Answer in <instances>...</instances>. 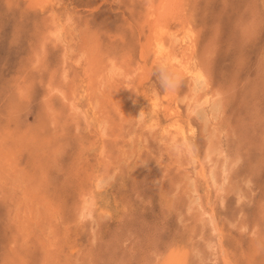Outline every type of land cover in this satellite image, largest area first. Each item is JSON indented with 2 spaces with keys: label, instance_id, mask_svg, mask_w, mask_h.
<instances>
[{
  "label": "rangeland",
  "instance_id": "rangeland-1",
  "mask_svg": "<svg viewBox=\"0 0 264 264\" xmlns=\"http://www.w3.org/2000/svg\"><path fill=\"white\" fill-rule=\"evenodd\" d=\"M13 1L12 0H0V90H1L0 91V105H1L0 111L2 110L0 112V124H1L0 125V133H2L3 135L5 134L4 135L5 141H6V139L15 141L17 139V136H18V139H17L18 144L16 142L17 145H13L12 143L11 144L6 143L4 145L5 146L4 147L5 150H3L4 153L5 154L11 153L12 156H11V158L9 157L10 161L6 160L7 163L6 164L2 163L1 164L2 167H0V170L3 171V169H6L8 174H9L7 176V175H3V173L0 172V174H1L0 177H2V179H0V181H1V185H3V186H0V188L2 187L4 189V190L2 188L0 189L2 191V192L0 191V264H11V263H14V264H32V263L33 264H42L43 258H42L41 254H43V252H42L43 247H41L39 245H41L42 241L45 238L46 232H45V229L43 227L45 224H47L46 220L48 219L47 214H45L47 209L44 210L45 209L44 205L48 206V205H50V202H51V204H53L54 201H55L54 203H56L58 205L59 210L64 215V218L59 220L60 224H58L57 226H59V225L61 226V227H59L60 228L59 234L61 235L60 236L61 241L65 240L63 243V248H64L65 253H67V254H72L71 246H72L73 242L75 243V241H76V244L79 247L83 248L84 250L89 248L91 245L92 246L95 245L94 246V248L96 249L95 253L98 257H100V259L98 258L99 260L98 259L95 260L94 264H108V263L109 264L110 263L111 264H115V263L116 264H155V261L157 259L156 260L154 259L156 257L155 254H153L154 249H157L158 257H159V259H162L166 256V253L167 254L169 253L170 248L172 247V245L174 244L175 241H178L181 239L184 241L187 240L188 239L187 235L189 234V232L194 231V233H192L193 237H194V241H193L192 245L194 247H192V245L190 247V242H189L188 246L190 247L189 248L190 252L193 251L196 256L192 257V255H191L192 258L189 259L188 264H196V262H198V264H203V262H200V260H199L200 250H203L205 252V253L203 252L204 256L208 257L209 249L205 248V246H204V243L206 242V238H203L199 235L202 232V223L201 222L198 223L197 221H195L197 217H196V215H193L194 213H192V211L188 212L189 192H187V191H189V190L187 189L188 185L186 183V179L183 180L184 176L175 174V172H177V169H175L176 167H175L174 163L171 164L172 161L168 158V154L166 151H164V153L162 154L163 160H160V162L164 161V164H159L157 162L156 157L161 155V152H162L161 147L162 146H161V143L159 141V137L158 136L153 137V133H155V132H153L152 134L151 133L149 134L148 132H150V131L148 130V128H146V127L144 128L142 123H138V120L135 119L134 115H132V114H131L132 116L128 117L126 119V121L124 122L123 125H124L125 129L122 127V131H126V133H127V131H130L131 133H134L133 130H135V134H140V135H137V138L140 137L141 139L146 140L144 146H143L144 142H141L143 147H141L142 150L140 151V153L138 152V154L140 155V157L138 159L136 157H138L139 155L137 156L136 154H134L135 150L134 149L131 150L129 147H126V150L128 152L126 151V153L123 154V152L121 150L122 144L127 143V142H123L121 139V138H123L124 133L120 132V135H122V136H119V137L117 136L118 132L120 131V129H118L119 125L116 124L114 126V136L113 137L108 136V140H107V144H106V146H107L106 149H108L107 152H109V155L111 157L110 161L113 162L110 170H108V171L111 172L110 174H113L115 168L117 167L118 169H120L121 172L116 174L114 177L110 178L108 180V182L104 184V187L102 188L103 190L102 191L100 190V193H99L101 198H102L101 199L102 201H100V203H99V207L103 208L106 205L105 209L107 210L108 214H106L107 216L103 218L105 221L103 219L98 221L99 223H97V226H95L96 225L95 221L91 222V223L89 221H87V222L84 221L83 223H77L78 224V226H77L75 223L76 220H74V218H76L75 213H74V206L78 202L79 194L81 193L80 192L81 188L88 182L90 172H91V170L96 169L95 166L97 165V161H98L97 159H99V157H97L98 156L97 148L94 144L95 141L97 143V139H98L96 136L97 134H96V132H94L95 129L93 126H90V127L85 126L86 128L80 127L84 124L78 123L72 117H71V119L67 118V117L70 118V116H68L69 114H67V115L65 114L68 111H67V109L65 111L63 110L66 108V106L64 103H62L63 101L61 100L59 95H57L58 93L53 94V96L51 98V103L52 104L54 103L55 106L57 105V107H55L53 105L56 108L55 110L60 109V112L55 111V113L59 114V116H61L62 119L65 118L67 120V122H66L67 124L65 125L64 128L66 129V128L70 127V128H68L69 133L66 132L67 130L65 131V129L60 125L57 126L56 131L52 130L51 127H49V125H48L49 120H47L48 119L47 118V115H48L47 110L45 111L43 109L44 108L43 105H45L43 103V98H44L43 94H44L45 90L47 89V83H48L49 77H50L49 75H54L55 80H58L60 78L59 75L61 74V72L63 70L60 67H62V65L64 64L62 62L63 61L62 54L60 55V53H62L61 46L57 44L58 45L57 47H53V44H55L54 41L50 40L48 42L49 43V49L47 50V53H46L47 55L45 54V52L43 50L39 49V43L38 42L43 37V33H45L47 31V27L45 25V22H47L46 20L49 17V14L51 13V11L53 10V13H57L63 20H65L66 18L72 17V18H69V19H71L72 28H74V26L75 27L77 26V27L82 28L84 30V31H82L83 34L87 33V35L90 37V38L88 37L89 41L87 42V44H88L87 47H88L89 51H90V46L97 45L99 47V51L101 50L100 53H102V51H103V54H102V56L104 57L103 61L107 59L106 58L107 54L110 55V53L112 54L113 52L115 53V55H117L118 53L122 54L130 46L131 47L130 48L131 49L130 55L131 56L133 55L132 56V58H133L132 62H133V60H134V62L135 61L137 62V60L139 59L138 58V55H139L138 54L139 53L138 47L140 46L141 42H142V44L145 43V33L142 35L138 34V33H140V30L142 29L139 26L140 25V19H142V17L138 15L140 9L143 7L142 6V0H140V1L139 0H115V1L114 0H70V1L52 0L51 4L47 3L39 9H32V8L28 7L29 3L31 2L30 0H28V1L27 0H18L19 2L18 1L16 2V0H13ZM22 1H24L25 3ZM222 2L224 4H222ZM14 3H16V4L14 5ZM191 3H193L192 4L193 8L191 10H192V13L194 15L193 19H194L195 31L197 32L196 39H197L198 52L201 56H202V53L206 52L207 50H209L208 53L211 52L209 54V56H211L212 61L210 60L209 62H211L212 69H213L212 70L213 71V73H212V85L214 86L216 84V86H214V87L215 88L218 87L222 91V94H224V96L226 98V106H225V108H226L225 111L227 113L226 117L227 118L229 117L228 118L229 124L226 122H224V124L222 123L223 124L222 127H224V130H223L224 133L223 134H225V135L222 134L223 136H222L221 140H222V143L225 144L224 147L227 149V152L230 155L229 158L232 162L231 168L232 167L233 168L230 171L232 183H231V185H229V189H227V191H226V198H225L226 200H225L224 205L221 203V201H217L218 203L216 202V204H215V209L217 211V215H219L218 217L220 219V223H221V226H222L223 231H224V243L226 245L230 246L231 251H234L233 257L237 261V264H247V263L248 264H264V247H263L264 246V242H263L264 241V237H263V234H264V211L259 212V211L264 210V153H263L264 152V142H262V139L264 140V134H263L264 133V82H263L264 81V50H263L264 49V0H191ZM140 4H141V6H140ZM13 5H14V7H13ZM17 7H19V8H17ZM136 7H138V8H136ZM21 8H22V10H21ZM252 8H254V9H252ZM49 10H50V12H49ZM17 12L19 13V15H17L18 14ZM83 13H85V14H83ZM204 13H206V14H204ZM42 15H44V16H42ZM121 15H122V18H121ZM81 17H83V18H81ZM108 18L110 19V21ZM78 19H79V23L77 21ZM131 19H132V21H131ZM251 19H253V20H251ZM135 20L136 21L138 20V21L136 22ZM43 21H45V22H43ZM121 21H123V22L125 21V23H126V24L123 23L124 28L121 26L122 25ZM84 22H86V23L84 24ZM82 25H83V27H82ZM98 25H99V27H98ZM101 25L103 27H105L106 29L102 28ZM15 26H16V28H15ZM125 26H126V28H125ZM129 26H131V28ZM92 27H94V28H92ZM111 27H112V29H111ZM95 28H97V29H95ZM19 29L21 32L18 31ZM99 29H100V31L98 34ZM110 29H111V31H110ZM125 29H127L131 33L130 34L131 35L130 36V38H131L130 42L131 43L128 41L129 40V33L127 32V30L125 31ZM101 31L106 32L105 34H103L104 35L103 37L101 35L104 32H101ZM121 32H123V33H121ZM119 34L121 35V37L119 36ZM105 35H107L109 37H107V36L105 37ZM111 35H113V36L111 37ZM124 35H125V37H124ZM32 36H33V38H32ZM68 36L71 37L70 34ZM37 37H38V39H37ZM122 37H124V38H122ZM91 39L93 40V43H91L92 42ZM121 39L125 40V43L121 42L122 41ZM103 40H104V42H103ZM78 42H79V44L81 43V41H79V40H78ZM128 42H129V45H128ZM73 43L75 45L77 44V42H73ZM105 45H107V46H105ZM113 46H114V48L115 47L117 48L118 53H116L117 51H115L116 48L115 49L112 48ZM33 49H37L38 51L33 50ZM31 50H33V51H31ZM35 52L40 53V55H41L40 56V62L41 63L39 62L36 64H32L33 63L32 58L33 57L35 58V56H36ZM29 53H30V55H29ZM30 56H32V57L30 58ZM48 57H49V59H48ZM72 60L69 59L68 62L66 63L67 68H69V70H70V73L71 72L74 73L76 70V67L74 66V62ZM50 63H51L52 68L50 66H49V68L52 71H50L48 69V65H50ZM135 63H133V64H135ZM45 64L46 65L48 64V65L46 66ZM148 64H150V62ZM39 68H40V70H39ZM157 68H159V66H155L153 68L151 75L143 83L144 85L139 86L137 88V90H133L134 94L132 93V91H128V95H127L128 99L124 104L125 105L124 108H127V107L129 108L130 106H132V103L135 100L139 104L148 103V100L150 97V92L153 88H156L158 90V92L161 94L165 91L166 88L162 87V85H161L159 73L156 71ZM42 70H43V72H42ZM55 73H56V76H55ZM261 74L263 76H261ZM17 77H18V79H17ZM151 79H153V80H151ZM261 79H263V81ZM18 80L21 81L23 89H24L23 91L21 90V95L18 94L19 93L18 89H17V87H18L17 85H19L17 83ZM186 82H187V78H185V79L182 78L179 85H177V86L174 85V92L178 95L179 98H183L184 94L188 91V89H187L188 88V82L187 83ZM28 84H30V85H28ZM261 84H262V86H261ZM44 85H45V87H44ZM16 91L18 93H16ZM5 95H6L7 99H6V97H4ZM133 95L134 96L137 95L136 98ZM147 96H148V98H147ZM39 97L41 98V100H39ZM57 97H58V100H60L61 104L57 100ZM130 97H132V98H130ZM35 98H37V99L33 100ZM131 99H133V100H131ZM17 100H19V101H17ZM37 101H38L39 105L37 104ZM39 101H40L41 105H40ZM15 103H16V105H15ZM128 103L130 105H128ZM24 104H26V105H24ZM58 104H59V107H58ZM19 105H20V107H19ZM181 106H182V110L184 111L185 110L184 105L181 104ZM37 107H38V109H37ZM57 108H59V109H57ZM245 108H246V110H245ZM5 109L7 110V112L4 111ZM23 109H25L24 110L25 113H22ZM252 110L254 111L255 114L253 113ZM42 111H45L43 113L47 114L46 117L44 116L45 120L41 118L43 115ZM109 111H110V114L112 115L113 110L111 107H110ZM13 112H15L14 115H12ZM63 112H65V113H63ZM256 112H258V114ZM40 113H42V114H40ZM236 113H238V114H236ZM19 114H21V115L18 116ZM35 115H37L39 117L36 118L37 116L35 117ZM64 115H65V117H64ZM113 118L116 119L115 122L117 123V121L119 120V117L115 118V116L113 114ZM130 119H132V121ZM160 120L162 121L163 117H160ZM2 121H3V123H2ZM5 121H6V123H5ZM70 122H72L73 124H71ZM199 122H201V121L200 120L196 121L197 131L194 134V136L192 137V143H193L194 148L201 152V151H203L202 149H204L203 147H204V144L206 141V131L202 129V125ZM244 122H246V123H244ZM25 123L28 125H26ZM30 124H32V125L30 126ZM33 124H34V126H33ZM76 124H78V125H76ZM243 124H245L246 126H242ZM247 124H248V126H247ZM4 125H7V126L9 125V126L7 129H5ZM40 125L43 126V127L41 126V129H40ZM70 125H72V126H70ZM12 126H14V127H12ZM46 126L48 128H46ZM66 126H68V127H66ZM73 126H75V127H73ZM71 127L73 129H71ZM136 127H137V129H136ZM228 127L230 129H228ZM241 127H242V129H241ZM22 128H24V129H22ZM142 128H144V129H142ZM245 128H247V129H245ZM259 128H260V130H258ZM36 129H38V130H36ZM39 129L42 131H40ZM45 129H48L47 130L48 133H45V132H47ZM50 130H51V133H50ZM75 130H77V133L75 132ZM89 130L90 131L93 130V131L90 132ZM115 130H117V131H115ZM141 130H143V131H141ZM232 130L233 131L235 130V131L233 132ZM248 130H249V132H248ZM255 130H258V131H256L257 133L255 132ZM57 131H58V133H55ZM70 131L73 135L70 134ZM243 131L244 132L246 131V133H249V134H246ZM24 132L26 135H24ZM27 132H31L30 134L32 136ZM253 132L256 135L253 134ZM18 133H19V135H18ZM35 133L37 135H35ZM42 133L46 137L43 136ZM82 133H83V135L81 136L80 134H82ZM240 133H242V134H240ZM2 134L0 135V139L2 136L3 141H4V136ZM40 134H42V135H40ZM55 134H56V136H55ZM69 134L72 136V138ZM145 134H147V135L145 136ZM259 134H260V136H259ZM39 135H40V137H43V139L40 138ZM261 135H263L262 136L263 138L261 137ZM29 136H31L33 141H32V139H29ZM35 136H36V138L37 137L38 138L36 139ZM51 136L54 139H52ZM85 136H87V137H85ZM245 136L247 138L246 140H245V138L243 139V137H245ZM256 136H257V138H256ZM57 137H58V139H57ZM75 137H77V139H74ZM241 137H242V139H241ZM258 137H261V139ZM248 138H249V141H251V142L247 141ZM19 139H20V141H19ZM251 139H253V140H251ZM254 139H255V141L257 140L258 143H257V141H256V143H254ZM57 140H59V141L57 142ZM73 140H76V141H73ZM85 140H87V141L89 140V142H87ZM111 140H114V141H111ZM79 141H80V143H79ZM90 141H92V143ZM152 141H153V143H152ZM2 142L0 144H2ZM45 142L47 143L48 148H51L52 144L54 147L51 148V150L47 149ZM119 142H121V144ZM157 142H158V144H157ZM252 142H253L254 146H253ZM261 142L263 145L261 144ZM42 143H43V147H46L45 149L42 148ZM65 143H66V145H65ZM81 143L84 144L83 146H85L87 144L88 148L85 149L86 146L82 147V145H80ZM141 143H140V145H141ZM27 144L33 145L34 147L29 146ZM78 144L80 146H78ZM88 144H89V146H88ZM150 144H151V146H150ZM247 144L249 147L247 146ZM260 144L262 145V147H260L261 146ZM245 145L247 147H245ZM39 146L42 149H40ZM118 146H120V148ZM257 146L259 148H257ZM56 147H57V149H56ZM78 147L79 148L81 147L80 148L81 151L79 150ZM22 149H24V150H22ZM59 149H60V151H59ZM258 149H259V151H258ZM86 150H87V152H86ZM119 150H121V151H119ZM93 153H94V155H93ZM30 154H31V156H30ZM45 155H46V157H45ZM92 156H96V157L94 158ZM125 156H126V159H125ZM142 156H144V158ZM115 157L117 159H115ZM92 158H93V161H92ZM0 159H2V157H0ZM74 159H76V160H74ZM27 160H28V162H26ZM83 161H84V163H83ZM89 161L94 163L95 166L94 165L92 166V164L89 163ZM52 162L55 164H53ZM30 163H31V165H30ZM20 164H21V167L18 166ZM84 164H86V166H88V169L86 166L83 167ZM136 164H138V165H136ZM39 166H41V167H39ZM169 166H170V168H169ZM259 166H260V168H258ZM62 167H64L63 170H62ZM83 168H85L86 170ZM97 168H99V165L97 166ZM160 172H162V173H160ZM182 174H183V172H182ZM156 175L160 176V180L162 179L161 180L162 183H159L158 185H155L152 182L153 177ZM75 177H76V179H75ZM79 177H80V179H79ZM14 178H16V179L14 180ZM181 178H182V180H181ZM29 179H30V181H29ZM44 179H45V184H43ZM170 179H173V180L169 181ZM178 179L180 182L178 181ZM5 180H6V182H5ZM16 180L18 181L17 182L18 186L14 187L13 181H16ZM46 181L48 182V185H46L47 184ZM9 183H10V185H9ZM11 183H12V185H11ZM39 183H41V184L39 185ZM71 183H73L72 186H71ZM88 184H89V182H88ZM44 185H45V187H44ZM47 186H49V187H47ZM171 186H173V187H171ZM21 188H22V191H21ZM46 188H47V190H46ZM171 188H172V190H171ZM9 189H11V190H9ZM58 189H60L61 192H58ZM249 189H250V191H249ZM64 190L66 191V193ZM42 191H44V192H42ZM72 191L74 194L72 193ZM33 192H35V195H33L34 194ZM167 192H168V194H167ZM2 193L4 194V196H2L3 195ZM46 193L49 194L48 195L49 199L46 196L47 195ZM50 193H52V194H50ZM60 193H61V195H60ZM17 194H19V196ZM43 194H45V195L43 196ZM70 194H73V195H70ZM165 194H166V198H168L169 201H166L164 199L163 195L165 196ZM25 195L27 196L26 198H25ZM45 197H47V198H45ZM182 197H183V199H182ZM27 198H28V204H31V203H32V205L38 204L42 207V208L40 207L39 212H41V210H43V211L39 214H37L36 211L32 212L29 215L31 217V218H29L30 221L28 223L30 226L28 227V229H25V227H24L25 224L22 226H19V224L21 223L20 221H18V216H19L20 212H18L19 209L16 205L21 204L23 206V208L21 206V208H22L21 214H24V211H25L24 204L26 202L24 200H26ZM34 199H35V201H34ZM48 200L50 202L47 204ZM75 200H76V202H75ZM244 200H246V202H244ZM18 202H20V203H18ZM167 202H168V204H167ZM66 205H68V206H66ZM64 207L67 208L68 211L65 210ZM62 209H64V210H62ZM130 209L133 212L130 211ZM184 209H185V211H184ZM70 211H72V212H70ZM48 212L51 213L50 211H48ZM256 212H258L257 215H255ZM261 213L263 214V216ZM45 215H46V217H45ZM37 216H39V217H37ZM37 218H40L41 221H38ZM240 219H242V220H240ZM12 220H13L14 224L12 222H10ZM15 220H17L18 223L15 222ZM50 220L52 221V219H50ZM245 221L247 222V224ZM42 222H44V223L41 224ZM5 223H7V224H5ZM8 224H9V228L8 227L6 228L5 226H7ZM66 224H68L69 226L65 227ZM255 224H258V226H255ZM98 225H101V226H98ZM14 226L19 227V228H17V229L13 228ZM92 226L96 227L97 237L99 238V239L97 238L98 240H95L93 243H92V238H93V233H92L93 231L92 230L93 229L91 228ZM104 226H106V227H104ZM182 226H184V227H182ZM189 226L191 228H189ZM20 227H21V230H20ZM253 227L256 229L255 230L256 233H253V231H254ZM62 228H68V238L63 236L64 232H63ZM103 228H104V230H103ZM180 228H181V230H179ZM207 228L209 229V227L205 226L204 235H203L205 237H208L210 235V233H206V231L210 232V230H208ZM180 231H181V233H183V236L181 235ZM10 232H11V234H10ZM205 233L207 235H205ZM257 233L260 235L262 233L261 236L263 238H261L260 235H257ZM253 234L256 236L255 238H254ZM18 236H20V239ZM102 236H104V237H102ZM23 237H25V238H23ZM42 237H43V239H42ZM22 238H23V240H22ZM195 238H197V239H195ZM198 238H199V240H198ZM29 239L31 240V242ZM37 239H38V241H37ZM201 239H204V240H201ZM19 240L22 242H20ZM196 240H198V241L196 242ZM13 241H14V243H13ZM253 241H254V243H253ZM185 242H186V244L188 243V241H185ZM31 244H32V246H31ZM129 244H131V245H129ZM138 244L140 247L138 246ZM166 244H168V245H166ZM11 245H13V246H11ZM196 245L198 246V249L200 248L198 255L195 253V252H197ZM258 245L260 246V249H257L258 250L257 251L255 247H258ZM27 247H29V248H27ZM40 247H41V249H40ZM133 247H135V248H133ZM26 248L28 249V251H26L27 250ZM34 248H36L37 250L40 249L41 252H40V250L36 251ZM239 248H241V249H239ZM95 249L93 251H95ZM252 249H254V250H252ZM205 250L207 251V253ZM5 251L8 254L7 256H6ZM61 251L62 250L60 249V253H62L61 255H63L64 252H61ZM254 251H256L254 253L255 256L253 255V257H251L250 254H253ZM18 252H20V253H18ZM25 253H27V255ZM10 254L16 259H14ZM115 254H118V255H115ZM72 256H74V254H72ZM28 257H30V258H28ZM7 258L8 259L10 258L9 259L10 261ZM251 258H253V259H251ZM109 260H111V261H109ZM206 260L208 262H211L208 259H206ZM26 261H28V262H26ZM112 261H114V262H112ZM247 261H249V262H247ZM86 264H88V262Z\"/></svg>",
  "mask_w": 264,
  "mask_h": 264
},
{
  "label": "bare ground",
  "instance_id": "bare-ground-1",
  "mask_svg": "<svg viewBox=\"0 0 264 264\" xmlns=\"http://www.w3.org/2000/svg\"><path fill=\"white\" fill-rule=\"evenodd\" d=\"M13 1V0H12ZM18 0H16L17 2ZM28 1V0H27ZM31 2L29 3L30 8L32 9H39L45 4H51L52 0H30ZM60 1V0H59ZM70 1V0H67ZM115 1V0H114ZM140 1V0H139ZM9 2V1H8ZM14 2V1H13ZM19 2V1H18ZM24 2V1H22ZM57 2V1H56ZM207 2V1H206ZM25 3V2H24ZM23 3V4H24ZM101 3V2H100ZM221 3V2H220ZM16 3H14L15 5ZM22 4V5H23ZM54 4V3H53ZM57 4V3H56ZM132 4V3H131ZM193 3H191V0H142V8L140 9L138 15L142 17L140 19V35L145 33V43L142 44L140 43L139 48V55H138V60L135 63L134 60L132 62V56L130 55L131 47L129 46L126 51H124L122 54L118 53L117 51V46L115 47L118 53L115 55L113 52L110 55H106V60L103 61L104 57L102 56V53L99 51V47L97 45H92L90 46V51L87 47V42L89 41V36L86 34H83L82 31H84L82 28L75 27L72 28L71 26V19L72 17L66 18L63 20L57 13H53V10L49 14V17L47 18V22H45V25L47 27V31L43 33V37L41 40L38 42L39 43V49L43 50L45 54L47 53V50L49 49V41L52 40L55 42L53 44V47H57L58 45L61 46L62 53V59H63V65L62 72L59 75L60 78L58 80H55L54 75H49V81L47 83V89L44 92V98H43V103L44 110H47V113H43L45 111H42V119L45 120V117L47 115V120L49 127H51L52 130L56 131V128L58 125L62 126L63 128L67 124V120L62 119L59 114H56L55 111L60 112L59 110H55L57 105L55 106L54 103H51V98L54 93H58L59 97L63 101L62 103L65 104L66 108L63 109L64 111L67 109L66 115L69 114L67 117L68 119H75L78 123H83L84 125L80 127H90L93 126L96 132L97 136V143L96 141L94 142L96 148H97V154L99 159H97V165L95 166L94 163L89 161V163L94 165L96 169L91 170L90 175H89V184L88 182L81 188V193L79 194V199L78 202L74 206V213L76 218V225L78 226L77 223H83L84 221H89L96 223L95 226H97L98 221L106 217L108 214L106 208V205L102 208L99 207L100 201H102L101 196H100V190L102 191L104 184L108 182V180L112 177H114L116 174L120 173V169L117 167L114 170L113 174H110L111 172L108 171L111 168L112 161L111 157L109 155V152H107L108 149L106 144L109 137L114 136V126L116 124L119 125L118 129L120 131L118 132V137L122 136L120 135V132L124 133L122 141L127 142L122 144V152L123 154L126 153V147H129L131 150H135L134 154L137 156L139 155L138 152L142 150L141 147L145 145L144 139H141L140 137L137 138V135L140 134H135L131 133L130 131H122V127L124 128V122L128 117H131L134 115V118L138 120V123H142L144 128H148L150 132L149 134L153 133V137H159V141L161 143V148L162 152L161 155H159L157 158V162L159 164H164V161L160 162L162 159V154L164 151L167 152L168 158L172 161L171 164H175V169H177V172H175L176 175H181L184 176L183 180L186 179L187 183V189L189 191V206H188V212L192 211L194 213L193 215H196V220L198 223H202V234L200 233L199 235L203 238H206V242L204 243L205 248L209 249L208 252V257L204 256V251L200 250L199 254V249L198 246L196 245L197 252H195L197 255L199 254V260L200 262H203V264H237V261L234 259V251H231L230 246L226 245L224 243V231L220 223L219 215H217V211L215 209V204L217 201H221V203L224 205L225 203V198H226V191L229 189V185L232 183V178L230 171L232 162L230 160V155L227 152V149L224 147L225 144L222 143V136L225 135L223 134L224 127L222 125L224 122L228 123V118L227 113H226V98L224 94H222V91L217 87L215 88L216 84L213 86L212 85V65L211 62V56H209L208 53L209 50L206 52L202 53V56L199 54L198 49H197V32L195 31V25H194V15L192 13V8H193ZM222 4H224L222 2ZM13 5V7H14ZM233 5V4H232ZM252 5V4H251ZM262 5V4H261ZM19 6V5H18ZM55 6V5H54ZM141 6V4H140ZM16 7V6H15ZM21 7V6H20ZM23 7V6H22ZM47 7V6H46ZM99 7V6H98ZM199 7V6H198ZM253 7V6H252ZM7 8V7H6ZM19 8V7H17ZM97 8V7H96ZM133 8V7H132ZM138 8V7H136ZM26 9V8H25ZM50 9V8H49ZM77 9V8H76ZM98 9V8H97ZM254 9V8H252ZM8 10V9H7ZM16 10V9H15ZM22 10V8H21ZM57 10V9H56ZM75 10V9H74ZM251 10V9H250ZM33 11V10H32ZM58 11V10H57ZM124 11V10H123ZM204 11V10H203ZM253 11V10H252ZM260 11V10H259ZM12 12V11H11ZM16 12V11H15ZM19 12V11H18ZM17 12V13H18ZM25 12V11H24ZM45 12V11H44ZM43 12V13H44ZM50 12V10H49ZM59 12V11H58ZM256 12V11H255ZM16 13V14H17ZM46 13V12H45ZM44 13V14H45ZM48 13V12H47ZM60 13V12H59ZM126 13V12H125ZM33 14V13H32ZM82 14V13H81ZM80 14V15H81ZM85 14V13H83ZM131 14V13H130ZM206 14V13H204ZM11 15V14H10ZM9 15V16H10ZM15 15V14H14ZM19 15V13L17 14ZM61 15V14H60ZM132 15V14H131ZM12 16V15H11ZM44 16V15H42ZM128 16V15H127ZM126 16V17H127ZM129 17V16H128ZM24 18V17H23ZM83 18V17H81ZM122 18V15H121ZM241 18V17H240ZM109 19V18H108ZM128 19V18H127ZM126 19V20H127ZM217 19V18H216ZM221 19V18H220ZM249 19V18H248ZM19 20V19H18ZM31 20V19H30ZM81 20V19H80ZM124 20V19H123ZM134 20V19H133ZM253 20V19H251ZM17 21V20H16ZM15 21V22H16ZM20 21V20H19ZM18 21V22H19ZM79 23V19L77 20ZM110 21V19H109ZM132 21V19H131ZM136 21V20H135ZM138 21V20H137ZM136 21V22H137ZM218 21V20H217ZM258 21V20H257ZM22 22V21H21ZM107 22V21H106ZM112 22V21H111ZM114 22V21H113ZM127 22V21H126ZM249 22V21H248ZM36 23V22H35ZM86 22H84L85 24ZM108 23V22H107ZM122 27L123 23L125 21H121ZM244 23V22H243ZM250 23V22H249ZM101 24V23H100ZM117 24V23H116ZM126 24V23H125ZM124 24V25H125ZM129 24V23H128ZM107 25V24H106ZM109 25V24H108ZM115 25V24H114ZM118 25V24H117ZM116 25V26H117ZM130 25V24H129ZM134 25V24H133ZM244 25V24H243ZM256 26V25H255ZM83 27V25H82ZM99 27V25H98ZM102 28H105L101 25ZM131 28V26H129ZM218 27V26H217ZM16 28V26H15ZM44 28V27H43ZM94 28V27H92ZM126 28V26H125ZM128 28V27H127ZM138 28V27H137ZM241 28V27H240ZM244 28V27H243ZM97 29V28H95ZM106 29V28H105ZM112 29V27H111ZM110 29V31H111ZM122 29V28H121ZM146 29V30H145ZM15 30V29H14ZM118 30V29H117ZM116 30V31H117ZM120 30V29H119ZM127 29H125L126 31ZM130 30V29H129ZM20 31V29L18 30ZM38 31V30H37ZM87 31V30H86ZM85 31V32H86ZM95 31V30H94ZM100 29L98 30L99 34ZM107 31V30H106ZM138 31V30H137ZM142 31V32H141ZM250 31V30H249ZM21 32V31H20ZM97 32V31H96ZM104 32V31H101ZM109 32V31H108ZM129 33V42H130V31L127 30ZM37 33V32H36ZM106 32L102 33V37L104 36ZM116 33V32H115ZM123 33V32H121ZM120 33V34H121ZM127 33V34H128ZM70 34L71 37L68 35ZM82 34V35H81ZM89 34V33H88ZM97 34V33H96ZM119 36L121 37V35ZM133 34V33H132ZM18 35V34H17ZM108 35V34H107ZM105 35V37L107 36ZM40 36V35H39ZM85 36V37H84ZM100 36V37H101ZM113 35H111L112 37ZM89 37V38H88ZM109 37V36H107ZM125 37V35H124ZM122 37V38H124ZM135 37V36H134ZM138 37V36H137ZM33 38V36H32ZM127 38V37H126ZM38 39V37H37ZM106 39V38H105ZM104 39V40H105ZM128 39V38H127ZM137 39V38H136ZM210 39V38H209ZM79 41L81 43L79 44ZM92 40V39H91ZM102 40V39H101ZM100 40V41H101ZM103 40V42H104ZM107 40V39H106ZM122 40V39H121ZM139 40V39H138ZM137 40V41H138ZM212 40V39H211ZM31 41V40H30ZM110 41V40H109ZM134 41V40H133ZM215 41V40H214ZM73 42H77L75 45ZM106 42V41H105ZM114 42V41H113ZM121 42L125 43V40H122ZM128 42V45H129ZM93 43V40L92 42ZM110 43V42H109ZM116 43V42H115ZM131 43V42H130ZM58 44V45H57ZM106 44V43H105ZM108 44V43H107ZM127 44V43H126ZM134 44V43H133ZM33 45V44H32ZM31 45V46H32ZM109 45V44H108ZM111 45V44H110ZM35 46V45H34ZM33 46V47H34ZM107 46V45H105ZM32 47V48H33ZM52 47V48H53ZM36 48V47H35ZM110 48V47H109ZM108 48V49H109ZM114 48V46L112 47ZM111 48V49H112ZM114 48V49H115ZM208 48V47H207ZM54 49V48H53ZM102 49V48H101ZM38 51L37 49H33ZM31 50V51H33ZM107 50V49H106ZM120 50V49H119ZM264 50V49H263ZM105 51V50H104ZM108 52V51H107ZM120 52V51H119ZM36 56L35 58L33 57V63L36 64L40 62V53L35 52ZM44 54V55H45ZM105 54V53H104ZM30 55V53H29ZM47 55V54H46ZM52 56V55H51ZM32 56H30L31 58ZM45 57V56H44ZM151 57V58H150ZM35 59V60H34ZM49 59V57H48ZM72 60L74 62V66L76 67L75 72H71L69 68H67V62L68 60ZM54 60V59H53ZM60 60V59H59ZM150 60V61H149ZM50 61V60H49ZM212 61V60H211ZM48 62V61H47ZM150 62V64H148ZM214 62V61H213ZM41 63V62H40ZM58 63V62H57ZM135 63V64H133ZM214 64V63H213ZM46 65V64H45ZM48 65V64H47ZM46 65V66H47ZM54 65V64H53ZM49 66L52 68L51 63L48 65V69L50 70ZM57 66V65H56ZM55 66V67H56ZM155 66L159 67H165L168 70L169 73V86L165 89V91L161 94L158 92L156 88H151L150 92V97L148 100V103L146 104H139L136 100L133 101L132 106L129 108H124L125 107V102L128 99V91H132L134 94L133 90H137L139 86L144 85L143 83L145 82L146 79L151 75L153 68ZM45 67V66H44ZM58 67V66H57ZM42 68V67H41ZM217 68V67H216ZM55 69V68H54ZM59 69V68H58ZM40 70V68H39ZM46 70V69H45ZM52 71V70H50ZM56 71V70H55ZM43 72V70H42ZM47 72V71H46ZM258 72V71H257ZM52 73V72H51ZM42 74V73H41ZM46 74V73H45ZM26 76V75H25ZM56 76V73H55ZM257 76V75H256ZM261 76H263L261 74ZM260 77V76H259ZM182 78H187L188 82V91L184 94L183 98H179L178 95L174 92V85L177 86L180 84V81ZM18 79V77H17ZM47 79V78H46ZM45 80V79H44ZM153 80V79H151ZM256 80V79H255ZM263 81V79H261ZM30 81V80H29ZM261 81V82H262ZM56 82V83H55ZM186 82V83H187ZM264 82V81H263ZM19 85H17L18 92L16 93L21 95V90L23 91V86L21 81L18 80L17 82ZM16 83V84H17ZM27 83V82H26ZM45 83V82H44ZM43 83V84H44ZM155 83V82H154ZM15 84V85H16ZM31 84V83H30ZM28 84V85H30ZM263 84V83H262ZM261 84V86H262ZM258 85V84H257ZM260 86V85H259ZM27 87V86H26ZM45 87V85H44ZM25 88V87H24ZM257 88V87H256ZM1 91V90H0ZM15 91V90H14ZM184 91V90H183ZM136 92V91H135ZM25 93V92H24ZM28 93V92H27ZM14 95V94H13ZM26 95V94H25ZM36 95V94H35ZM41 95V94H40ZM39 95V96H40ZM130 95V94H129ZM252 95V94H251ZM255 95V94H254ZM260 95V94H259ZM134 96V95H133ZM132 96V97H133ZM137 96V95H136ZM136 96H134L136 98ZM6 97V95L4 96ZM42 97V96H41ZM55 97V96H54ZM53 97V98H54ZM130 97V98H132ZM133 97V98H134ZM3 98V97H2ZM18 98V97H17ZM148 98V96H147ZM255 98V97H254ZM7 99V97H6ZM24 99V98H23ZM28 99V98H27ZM37 98L33 99L36 100ZM56 99V98H55ZM262 99V98H261ZM5 100V99H4ZM39 100L41 98L39 97ZM58 100V97H57ZM133 100V99H131ZM19 101V100H17ZM26 101V100H25ZM60 103V100H58ZM252 101V100H251ZM254 101V100H253ZM14 102V101H13ZM24 102V101H23ZM131 102V101H130ZM147 102V101H146ZM6 103V102H5ZM28 103V102H27ZM26 103V104H27ZM40 103V101H39ZM42 103V104H43ZM58 103V102H57ZM56 103V104H57ZM235 103V102H234ZM254 103V102H253ZM24 104V105H26ZM38 104V101H37ZM61 104V103H60ZM181 104L184 105V111L182 110ZM7 105V104H6ZM10 105V104H9ZM16 105V103H15ZM39 105V104H38ZM41 105V103H40ZM55 107H54V106ZM128 105H130L128 103ZM1 106V105H0ZM127 106V105H126ZM249 106V105H248ZM18 107V106H17ZM20 107V105H19ZM59 107V104H58ZM110 107L113 110V114L115 118L119 117V120L117 123L115 122L116 119L113 118V114H110ZM245 107V106H244ZM259 107V106H258ZM8 108V107H7ZM25 108V107H24ZM29 108V107H28ZM62 108V107H61ZM14 109V108H13ZM19 109V108H18ZM38 109V107H37ZM40 109V108H39ZM242 109V108H241ZM11 110V109H10ZM16 110V109H15ZM25 109H23L22 113L24 112ZM41 110V109H40ZM231 110V109H230ZM246 110V108H245ZM2 111V110H1ZM0 111V112H1ZM4 111L7 112L5 109ZM14 111V110H13ZM22 111V110H21ZM232 111V110H231ZM253 111V110H252ZM20 112V111H19ZM244 112V111H243ZM11 113V112H10ZM21 113V112H20ZM40 113V114H42ZM149 113V114H148ZM250 113V112H249ZM254 113V111H253ZM258 114V112H256ZM7 114V113H6ZM15 112L12 113L14 115ZM132 114V115H131ZM238 114V113H236ZM246 114V113H245ZM255 114V113H254ZM261 114V113H260ZM19 114L18 116H20ZM247 115V114H246ZM24 116V115H23ZM37 115H35L36 117ZM45 116V117H44ZM63 116V115H62ZM232 116V115H231ZM230 116V117H231ZM260 116V115H259ZM262 116V115H261ZM6 117V116H5ZM8 117V116H7ZM12 117V116H11ZM37 116L36 118H38ZM65 117V115H64ZM160 117H163V120H160ZM233 117V116H232ZM240 117V116H239ZM248 117V116H247ZM9 119V118H8ZM14 119V118H13ZM19 119V118H18ZM17 119V120H18ZM21 119V118H20ZM235 119V118H234ZM43 120V121H44ZM79 120V121H78ZM132 121V119H130ZM200 120L202 129L206 131V141L204 144V149L203 151H198L194 148L193 143H192V137L197 131V126H196V121ZM22 121V120H21ZM40 121V120H39ZM38 121V122H39ZM70 121V120H69ZM73 121V120H72ZM130 121V122H131ZM243 121V120H242ZM248 121V120H247ZM250 121V120H249ZM252 121V120H251ZM20 122V121H19ZM230 122V121H229ZM3 123V121H2ZM6 123V121H5ZM41 123V122H40ZM45 123V122H44ZM69 123V122H68ZM73 124L72 122H70ZM76 123V122H75ZM223 123V124H222ZM225 123V124H226ZM246 123V122H244ZM249 123V122H248ZM13 124V123H12ZM26 124V123H25ZM24 124V125H25ZM126 124V123H125ZM229 124V123H228ZM1 125V124H0ZM28 125V124H26ZM32 124H30L31 126ZM47 125V126H48ZM78 125V124H76ZM81 125V124H80ZM200 125V126H201ZM231 125V124H230ZM259 125V124H258ZM9 126V125H8ZM7 125H4V128H8ZM19 126V125H18ZM34 126V124H33ZM40 125V129H41ZM46 126V128H48ZM72 126V125H70ZM140 126V125H139ZM242 126H246L243 124ZM248 126V124H247ZM14 127V126H12ZM11 127V128H12ZM17 127V126H16ZM23 127V126H22ZM29 127V126H28ZM43 127V126H42ZM68 127V126H66ZM75 127V126H73ZM85 127V128H86ZM134 127V126H133ZM235 127V126H234ZM35 128V127H34ZM45 128V127H44ZM59 128V127H58ZM70 128V127H68ZM68 128H64L66 132L69 131ZM142 128V129H144ZM19 129V128H18ZM24 129V128H22ZM39 129V130H40ZM71 129H73L71 127ZM75 129V128H74ZM88 129V128H87ZM125 129V128H124ZM137 129V127H136ZM228 129H230L228 127ZM233 129V128H232ZM242 129V127H241ZM244 129V128H243ZM247 129V128H245ZM250 129V128H249ZM9 130V129H8ZM11 130V129H10ZM13 130V129H12ZM38 130V129H36ZM46 131L48 129H45ZM83 130V129H82ZM130 130V129H129ZM236 130V129H235ZM234 130V131H235ZM260 130V128L258 129ZM258 130H255L258 131ZM18 131V130H17ZM30 131V130H29ZM34 131V130H33ZM42 131V130H40ZM59 131V130H58ZM55 132V133H58ZM90 131V130H89ZM91 130L90 132H92ZM117 131V130H115ZM143 131V130H141ZM233 131V130H232ZM233 131V132H234ZM237 131V130H236ZM6 132V131H5ZM19 132V131H18ZM21 132V131H20ZM45 132V131H44ZM77 133V130H75ZM158 132V133H157ZM231 132V131H230ZM244 132V131H243ZM249 132V130H248ZM31 133V132H27ZM37 133V132H36ZM35 133V135H37ZM45 133H48L45 132ZM51 133V130H50ZM69 133V132H68ZM79 133V132H78ZM121 133V134H122ZM147 133V132H146ZM246 133V131L244 132ZM257 133V132H256ZM263 133V132H262ZM2 133H0L1 135ZM22 134V133H21ZM39 134V133H38ZM43 134V133H42ZM40 134V135H42ZM61 134V133H60ZM70 134L73 135L70 131ZM69 134V135H70ZM91 134V133H90ZM95 134V133H94ZM148 134V135H149ZM204 134V133H203ZM202 134V135H203ZM223 134V135H222ZM242 134V133H240ZM249 134V133H246ZM253 134H255L253 132ZM264 134V133H263ZM3 135V134H2ZM5 135V134H4ZM3 135V136H4ZM19 135V133H18ZM24 135L25 132H24ZM23 135V136H24ZM31 135V134H30ZM39 135V137H40ZM49 135V134H48ZM58 135V134H57ZM70 135V136H71ZM81 136L83 135L80 134ZM147 134H145L146 136ZM239 135V134H238ZM256 135V134H255ZM254 135V136H255ZM17 136V135H16ZM32 136V135H31ZM31 136H29V139H32ZM43 136H45L43 134ZM53 136V135H52ZM51 136V137H52ZM56 136V134H55ZM66 136V135H65ZM242 136V135H241ZM260 136V134H259ZM263 135H261L262 137ZM34 137V136H33ZM46 137V136H45ZM60 137V136H59ZM68 137V136H67ZM87 137V136H85ZM95 137V136H94ZM204 137V136H203ZM261 137H258L261 139ZM21 138V137H20ZM24 138V137H23ZM27 138V137H26ZM25 138V139H26ZM36 138V136H35ZM38 138V137H37ZM36 138V139H37ZM43 139V137H40ZM39 138V139H40ZM50 138V137H49ZM72 138V136H71ZM79 138V137H78ZM82 138V137H81ZM80 138V139H81ZM96 138V137H95ZM239 138V137H238ZM247 139L246 136L243 137V139ZM252 138V137H251ZM257 138V136H256ZM255 138V139H256ZM263 138V137H262ZM11 139V138H10ZM14 139V138H13ZM18 139V136H17ZM7 140L5 141V136H4V141L1 136L0 143V167L2 163H7L6 160H9V157L11 158L12 154L8 153L5 154L3 150H5V144L6 143H12L13 145L18 144V140ZM22 139V138H21ZM38 139V140H39ZM52 139H54L52 137ZM56 139V138H55ZM58 139V137H57ZM67 139V138H66ZM74 139H77L75 137ZM86 139V138H85ZM88 139V138H87ZM113 139V138H112ZM242 139V137H241ZM254 139V143H256ZM23 140V139H22ZM21 140V141H22ZM28 140V139H27ZM45 140V139H44ZM48 140V139H47ZM65 140V139H64ZM82 140V139H81ZM84 140V139H83ZM240 140V139H239ZM253 140V139H251ZM20 141V139H19ZM33 141V139H32ZM40 141V140H39ZM56 141V140H55ZM59 140H57L58 142ZM61 141V140H60ZM76 141V140H73ZM87 141V140H85ZM114 141V140H111ZM244 141V140H243ZM249 141V138L248 140ZM17 142V144H16ZM25 142V141H24ZM38 142V141H37ZM89 142V140L87 141ZM92 143V141H90ZM144 142L143 146L142 143ZM251 142V141H249ZM262 142L264 140L262 139ZM261 142V144H262ZM4 143V144H3ZM36 143V142H35ZM46 143V142H45ZM50 143V142H49ZM80 143V141H79ZM114 143V142H113ZM121 144V142H119ZM141 143V145H140ZM153 143V141H152ZM241 143V142H240ZM248 143V142H247ZM258 143V141H257ZM22 144V143H21ZM25 144V143H24ZM158 144V142H157ZM200 144V143H199ZM237 144V143H236ZM253 144V142H252ZM260 144V145H261ZM29 145V144H27ZM61 145V144H60ZM64 145V144H63ZM62 145V146H63ZM66 145V143H65ZM64 145V146H65ZM82 147H87V144L83 146L84 144L81 143ZM78 144V146H80ZM111 145V144H110ZM244 145V144H243ZM263 145V144H262ZM262 145L260 147H262ZM33 146V145H29ZM36 146V145H35ZM47 146V143H46ZM53 148V144L51 145ZM57 146V145H56ZM89 146V144H88ZM121 146V145H120ZM120 146H118L120 148ZM137 146V147H136ZM151 146V144H150ZM149 146V147H150ZM159 146V145H158ZM202 146V145H201ZM248 146V144H247ZM245 145V147H247ZM254 146V144H253ZM18 147V146H17ZM20 147V146H19ZM27 147V146H26ZM34 147V146H33ZM32 147V148H33ZM38 147V146H37ZM60 147V146H59ZM243 147V146H242ZM249 147V146H248ZM29 148V147H28ZM40 148V146H39ZM42 148L45 149L46 147H43L42 143ZM40 148V149H42ZM47 146V149H50ZM62 148V147H61ZM79 148V147H78ZM81 148V147H80ZM79 148V150H80ZM236 148V147H235ZM251 148V147H250ZM256 148V147H255ZM257 148H259L257 146ZM57 149V147H56ZM91 149V148H90ZM111 149V148H110ZM147 149V148H146ZM242 149V148H241ZM240 149V150H241ZM21 150V149H20ZM24 150V149H22ZM30 150V149H29ZM32 150V149H31ZM119 150V151H121ZM130 150V151H131ZM155 150V149H154ZM257 150V149H256ZM261 150V149H260ZM18 151V150H17ZM33 151V150H32ZM60 151V149H59ZM81 151V150H80ZM90 151V150H89ZM259 151V149H258ZM41 152V151H40ZM47 152V151H46ZM87 152V150H86ZM94 152V151H93ZM128 152V151H127ZM132 152V151H131ZM230 152V151H229ZM45 153V152H44ZM61 153V152H60ZM238 153V152H237ZM264 153V152H263ZM34 154V153H33ZM43 154V153H42ZM46 154V153H45ZM50 154V153H49ZM78 154V153H77ZM85 154V153H84ZM112 154V153H111ZM59 155V154H58ZM62 155V154H61ZM80 155V154H79ZM86 155V154H85ZM94 155V153H93ZM229 155V156H228ZM237 155V154H236ZM31 156V154H30ZM42 156V155H41ZM54 156V155H53ZM123 156V155H122ZM121 156V157H122ZM5 157V158H4ZM15 157V156H14ZM46 157V155H45ZM69 157V156H68ZM75 157V156H74ZM96 157V156H92ZM110 157V158H109ZM140 155L136 158L139 159ZM144 158V156H142ZM8 158V159H7ZM35 158V157H34ZM44 158V157H43ZM54 158V157H53ZM77 158V157H76ZM81 158V157H80ZM90 158V157H89ZM19 159V158H18ZM55 159V158H54ZM115 159H117L115 157ZM122 159V158H121ZM126 159V156H125ZM165 159V158H164ZM235 159V158H234ZM35 160V159H34ZM44 160V159H43ZM76 160V159H74ZM168 160V159H167ZM169 160V161H170ZM258 160V159H257ZM5 161V162H4ZM18 161V160H17ZM30 161V160H29ZM50 161V160H49ZM81 161V160H80ZM93 161V158H92ZM96 161V160H95ZM94 161V162H95ZM126 161V160H125ZM145 161V160H144ZM236 161V160H235ZM28 162V160L26 161ZM35 162V161H34ZM56 162V161H55ZM131 162V161H130ZM258 162V161H257ZM33 163V162H32ZM53 163V162H52ZM84 163V161H83ZM115 163V162H114ZM166 163V162H165ZM235 163V162H234ZM241 163V162H240ZM247 163V162H246ZM41 164V163H40ZM50 164V163H49ZM55 164V163H53ZM90 164V165H91ZM253 164V163H252ZM259 164V163H258ZM4 165V164H3ZM31 165V163H30ZM52 165V164H51ZM77 165V164H76ZM99 165V168L97 166ZM101 165V166H100ZM138 165V164H136ZM248 165V164H247ZM21 167V164L18 165ZM28 166V165H27ZM86 164H84L83 167H85ZM91 166V167H92ZM124 166V165H123ZM235 166V165H234ZM258 166V165H257ZM19 167V168H20ZM41 167V166H39ZM57 167V166H56ZM67 167V166H66ZM88 169V166H86ZM113 167V166H112ZM167 167V166H166ZM18 168V167H17ZM64 167H62L63 170ZM170 168V166H169ZM260 168V166L258 167ZM27 169V168H26ZM58 169V168H57ZM85 169V168H83ZM147 169V168H146ZM256 169V168H255ZM44 170V169H43ZM86 170V169H85ZM122 170V169H121ZM148 170V169H147ZM156 170V169H155ZM169 170V169H168ZM31 171V170H30ZM84 171V170H83ZM82 171V172H83ZM113 171V170H112ZM173 171V170H172ZM0 172L3 173V175H9L6 169L0 170ZM32 172V171H31ZM44 172V171H43ZM67 172V171H66ZM183 172V174H182ZM256 172V171H255ZM124 173V172H123ZM127 173V172H126ZM162 173V172H160ZM164 174V173H163ZM252 174V173H251ZM1 175V174H0ZM14 175V174H13ZM64 175V174H63ZM165 175V174H164ZM171 175V174H170ZM169 175V176H170ZM246 175V174H245ZM172 176V175H171ZM242 176V175H241ZM249 176V175H248ZM251 176V175H250ZM17 177V176H16ZM50 177V176H49ZM165 177V176H164ZM13 178V177H12ZM30 178V177H29ZM51 178V177H50ZM49 178V179H50ZM166 178V177H165ZM169 178V177H168ZM239 178V177H238ZM243 178V177H242ZM252 178V177H251ZM2 179V177H0ZM16 178H14L15 180ZM34 179V178H33ZM76 179V177H75ZM80 179V177H79ZM13 180V179H12ZM39 180V179H38ZM43 180V179H42ZM82 180V179H81ZM153 184L158 185L159 183H162V179L160 180V176L156 175L152 179ZM173 179H170L169 181H172ZM182 180V178H181ZM30 181V179H29ZM40 181V180H39ZM50 181V180H49ZM79 181V180H78ZM168 181V182H169ZM179 181V179H178ZM247 181V180H246ZM3 182V181H2ZM6 182V180H5ZM9 182V181H8ZM7 182V183H8ZM13 185H17V180L13 181ZM82 182V181H81ZM164 182V181H163ZM175 182V181H174ZM180 182V181H179ZM182 182V181H181ZM33 183V182H32ZM43 183V182H42ZM46 185H48V182L46 181ZM184 183V182H183ZM253 183V182H252ZM35 184V183H34ZM41 183H39L40 185ZM45 184V179L44 183ZM66 184V183H65ZM73 183H71L72 186ZM88 184V185H87ZM164 184V183H163ZM244 184V183H243ZM7 185V184H6ZM5 185V186H6ZM10 185V183H9ZM12 185V183H11ZM29 185V184H28ZM38 185V186H39ZM248 185V184H247ZM0 186L1 181H0ZM35 186V185H34ZM42 186V185H41ZM70 186V187H71ZM77 186V185H76ZM28 187V186H27ZM45 187V185H44ZM49 187V186H47ZM57 187V186H56ZM173 187V186H171ZM180 187V186H179ZM245 187V186H244ZM2 188V187H1ZM0 188V189H1ZM20 188V187H19ZM29 188V187H28ZM41 188V187H40ZM58 188V187H57ZM169 188V187H168ZM175 188V187H174ZM184 188V187H183ZM3 189V188H2ZM186 189V188H185ZM4 190V189H3ZM11 190V189H9ZM44 190V189H43ZM47 190V188H46ZM58 189V192H61V190ZM172 190V188H171ZM1 191V190H0ZM22 191V188H21ZM34 191V190H33ZM50 191V190H49ZM65 191V190H64ZM68 191V190H67ZM161 191V190H160ZM175 191V190H174ZM182 191V190H181ZM250 191V189H249ZM2 192V191H1ZM20 192V191H19ZM32 192V191H31ZM39 192V191H38ZM44 192V191H42ZM47 192V191H46ZM51 192V191H50ZM54 192V191H53ZM56 192V191H55ZM63 192V191H62ZM69 192V191H68ZM79 192V191H78ZM245 192V191H244ZM248 192V191H247ZM21 193V192H20ZM35 195V192H33ZM40 193V192H39ZM49 193V192H48ZM66 193V191H65ZM73 193V191H72ZM161 193V192H160ZM3 194V193H2ZM47 194V193H46ZM52 194V193H50ZM55 194V193H54ZM53 194V195H54ZM74 194V193H73ZM70 194V195H73ZM162 194V193H161ZM168 194V192H167ZM230 194V193H229ZM19 196V194H17ZM45 194H43L44 196ZM49 194L46 196L48 197ZM58 195V194H57ZM61 195V193H60ZM65 195V194H64ZM67 195V194H66ZM186 195V194H185ZM4 196V194L2 195ZM7 196V195H6ZM41 196V195H40ZM63 196V195H62ZM168 196V195H167ZM27 196L25 195V198ZM45 197V198H47ZM54 197V196H53ZM58 197V196H57ZM56 197V198H57ZM64 197V196H63ZM70 197V196H69ZM164 199L166 201H169L168 198H166L163 195ZM162 197V198H163ZM185 197V196H184ZM243 197V196H242ZM249 197V196H248ZM3 198V197H2ZM6 198V197H5ZM32 198V197H31ZM43 198V197H42ZM52 198V197H51ZM160 198V197H159ZM175 198V197H174ZM8 199V198H7ZM16 199V198H15ZM49 199V197H48ZM53 199V198H52ZM64 199V198H63ZM70 199V198H69ZM75 199V198H74ZM183 199V197H182ZM188 199V198H187ZM245 199V198H244ZM249 199V198H248ZM10 200V199H9ZM12 200V199H11ZM43 200V199H42ZM68 200V199H67ZM145 200V199H144ZM24 206H25V211L24 214L22 213V208L23 206L20 204L16 205L18 207V221L21 223L19 226H22L25 224V229H28L30 226L29 223V218H31L29 215L36 211L37 214L41 213L39 212L40 205L38 204H28V198L26 200ZM35 201V199H34ZM41 201V200H40ZM54 201V200H53ZM52 201V202H53ZM172 201V200H171ZM13 202V201H12ZM50 201L48 200L47 204ZM55 202V201H54ZM45 206L46 212L48 219L46 220L47 224L44 225L45 229V238L42 241L41 247H43V254L42 255V264H94V261L97 260L98 257L96 255V249L94 246H90L87 249H83L79 247L73 242L71 246V252L74 254H67L64 251L63 248V243L64 241H61V235L59 234L60 225L57 226L59 223L60 219L64 218L63 213L59 210V207L56 203ZM76 202V200H75ZM126 202V201H125ZM173 202V201H172ZM246 202V200H244ZM20 203V202H18ZM38 203V202H37ZM131 203V202H130ZM180 203V202H179ZM218 203V202H217ZM13 204V203H12ZM168 204V202H167ZM182 204V203H181ZM11 205V204H10ZM22 206V208H21ZM61 206V205H60ZM68 206V205H66ZM65 206V207H66ZM73 206V205H72ZM135 206V205H134ZM184 206V205H183ZM219 206V205H218ZM47 207V208H46ZM52 207V208H51ZM64 207V208H65ZM42 208V207H41ZM13 209V208H12ZM56 209V210H55ZM64 210V209H62ZM65 210L68 211L67 208ZM128 210V209H127ZM50 211L51 213H49ZM130 211H132L130 209ZM175 211V210H174ZM185 211V209H184ZM259 211V212H263ZM72 212V211H70ZM133 212V211H132ZM73 213V214H74ZM116 213V212H115ZM258 212H256L255 215H257ZM71 214V213H70ZM114 214V213H113ZM262 214V213H261ZM110 215V214H109ZM126 215V214H125ZM179 215V214H178ZM185 215V214H184ZM33 216V215H32ZM41 216V215H40ZM74 216V215H73ZM244 216V215H243ZM263 216V214H262ZM261 216V217H262ZM39 217V216H37ZM44 217V216H43ZM46 217V215H45ZM121 217V216H120ZM179 217V216H178ZM188 217V216H187ZM195 218V217H194ZM52 219V221L50 220ZM11 220V219H10ZM38 221H41L40 218H37ZM104 220V219H103ZM242 220V219H240ZM239 220V221H240ZM245 220V219H244ZM37 221V222H38ZM43 221V220H42ZM54 221V222H53ZM105 221V220H104ZM182 221V220H181ZM13 223V220L10 221ZM17 222V220H15ZM45 222V221H44ZM42 222L41 224H43ZM121 222V221H120ZM246 222V221H245ZM263 222V221H262ZM18 223V222H17ZM39 223V222H38ZM243 223V222H242ZM7 224V223H5ZM14 224V223H13ZM36 224V223H35ZM94 224V223H93ZM241 224V223H240ZM247 224V222H246ZM12 225V224H11ZM190 225V224H189ZM192 225V224H191ZM197 225V224H196ZM13 226V225H12ZM69 225L66 224L65 227H68ZM92 226L91 228L93 229V238H92V243L95 240H98L99 238L97 237V230L96 227ZM101 226V225H98ZM206 227H209L208 230L210 232V235L208 237L203 236L204 235V229ZM246 226V225H245ZM255 226H258V224H255ZM6 228H9V224L5 226ZM74 227V226H73ZM106 227V226H104ZM124 227V226H123ZM181 227V226H180ZM184 227V226H182ZM187 227V226H186ZM185 227V228H186ZM13 228H19V227H13ZM42 228V227H41ZM188 228V227H187ZM189 228H191L189 226ZM254 228V227H253ZM252 228V229H253ZM64 235L66 238H68V228H62ZM99 229V228H98ZM244 229V228H243ZM261 229V228H260ZM10 230V229H9ZM21 230V227H20ZM104 230V228H103ZM181 230V228L179 229ZM192 230V229H191ZM251 230V229H250ZM256 229L254 228L253 233H256ZM16 231V230H15ZM252 231V230H251ZM250 231V232H251ZM262 231V230H261ZM196 232V231H195ZM96 233V234H95ZM154 233V232H153ZM181 233V231H180ZM194 231H190L189 234L187 235V240L188 243L184 240H178L175 241L172 247L170 248L169 253H166V256L162 259H159L158 257V251L157 249L153 250V254H155V264H188L189 259H191L193 256L195 257L196 255L194 252H190L189 248L191 247L194 237L193 234ZM205 233V235H207ZM11 234V232H10ZM19 234V233H18ZM74 234V233H73ZM150 234V233H149ZM147 235V234H146ZM183 236V233H181ZM257 235H260L257 233ZM262 235V233H261ZM260 235L261 238L263 237ZM9 236V235H8ZM14 236V235H13ZM254 238L256 237L253 234ZM20 239V236H18ZM104 237V236H102ZM101 237V238H102ZM25 238V237H23ZM22 238V240H23ZM41 238V237H40ZM65 238V239H66ZM98 238V239H97ZM132 238V237H131ZM137 238V237H136ZM146 238V237H145ZM181 238V237H180ZM238 238V237H237ZM258 238V237H257ZM260 238V239H261ZM8 239V238H7ZM43 239V237H42ZM128 239V238H127ZM197 239V238H195ZM30 240V239H29ZM67 240V239H66ZM109 240V239H108ZM119 240V239H118ZM158 240V239H157ZM199 240V238H198ZM196 240V242L198 241ZM204 240V239H201ZM241 240V239H240ZM255 240V239H254ZM257 240V239H256ZM263 240V239H262ZM261 240V241H262ZM20 241V240H19ZM38 241V239H37ZM111 241V240H110ZM131 241V240H130ZM159 241V240H158ZM237 241V240H236ZM260 241V240H259ZM22 242V241H20ZM27 242V241H26ZM31 242V240H30ZM40 242V241H39ZM68 242V241H67ZM100 242V241H99ZM127 242V241H126ZM125 242V243H126ZM155 242V241H154ZM190 242V247L188 246ZM264 242V241H263ZM14 243V241H13ZM28 243V242H27ZM167 243V242H166ZM254 243V241H253ZM8 244V243H7ZM29 244V243H28ZM34 244V243H33ZM39 244V243H38ZM136 244V243H135ZM260 244V243H259ZM65 245V244H64ZM68 245V244H67ZM112 245V244H111ZM119 245V244H118ZM131 245V244H129ZM168 245V244H166ZM201 245V244H200ZM236 245V244H235ZM255 245V244H254ZM257 245V244H256ZM261 245V244H260ZM9 246V245H8ZM13 246V245H11ZM10 246V247H11ZM32 246V244H31ZM139 246V244H138ZM262 246V245H261ZM40 247V249H41ZM117 247V246H116ZM132 247V246H131ZM140 247V246H139ZM192 247H194L192 245ZM202 247V246H201ZM251 247V246H250ZM264 247V246H263ZM22 248V247H21ZM29 248V247H27ZM26 248V249H27ZM119 248V247H118ZM123 248V247H122ZM135 248V247H133ZM169 248V247H168ZM256 250L260 249V246L255 247ZM16 249V248H15ZM18 249V248H17ZM31 249V248H30ZM29 249V250H30ZM36 251V248H34ZM60 249L62 250L61 252H64L63 255L60 253ZM95 249V251H93ZM241 249V248H239ZM250 249V248H249ZM128 250V249H127ZM195 250V249H194ZM254 250V249H252ZM7 251V250H6ZM6 256L8 255L7 252ZM19 251V250H18ZM22 251V250H21ZM28 251V249L26 250ZM206 251V250H205ZM258 251V250H257ZM30 252V251H29ZM32 252V251H31ZM41 252V250H40ZM69 252V251H68ZM204 252V253H203ZM250 254L251 257H253L254 253ZM20 253V252H18ZM114 253V252H113ZM149 253V252H148ZM191 253V254H190ZM207 253V251H206ZM22 254V253H21ZM27 255V253H25ZM237 254V253H236ZM11 255V254H10ZM23 255V254H22ZM21 255V256H22ZM32 255V254H31ZM40 255V254H39ZM100 255V254H99ZM118 255V254H115ZM192 255V257H191ZM241 255V254H240ZM12 256V255H11ZM71 256V257H70ZM255 256V255H254ZM13 257V256H12ZM24 257V256H23ZM61 257V258H60ZM237 257V256H236ZM235 257V258H236ZM14 258V257H13ZM30 258V257H28ZM153 258V257H152ZM5 259V258H4ZM8 259V258H7ZM10 259V258H9ZM8 259V260H9ZM16 259V258H14ZM20 259V258H19ZM32 259V258H31ZM54 259V260H53ZM98 259V260H99ZM102 259V258H101ZM206 259L210 260L211 262H208ZM237 259V258H236ZM253 259V258H251ZM21 260V259H20ZM23 260V259H22ZM33 260V259H32ZM122 260V259H121ZM146 260V259H145ZM196 260V259H195ZM198 260V259H197ZM243 260V259H242ZM247 260V259H246ZM10 261V260H9ZM15 261V260H14ZM111 261V260H109ZM115 261V260H114ZM112 261V262H114ZM240 261V260H239ZM28 262V261H26ZM32 262V261H31ZM41 262V261H40ZM249 262V261H247ZM246 262V263H247ZM108 263V262H107ZM193 263V262H192ZM195 263V262H194ZM251 263V262H250ZM14 264V263H11ZM33 264V263H32ZM109 264V263H108ZM111 264V263H110ZM116 264V263H115ZM198 264V262H196ZM248 264V263H247Z\"/></svg>",
  "mask_w": 264,
  "mask_h": 264
},
{
  "label": "clouds",
  "instance_id": "clouds-1",
  "mask_svg": "<svg viewBox=\"0 0 264 264\" xmlns=\"http://www.w3.org/2000/svg\"><path fill=\"white\" fill-rule=\"evenodd\" d=\"M156 71L159 73L162 87L167 88L169 86V73L167 68L159 67Z\"/></svg>",
  "mask_w": 264,
  "mask_h": 264
}]
</instances>
